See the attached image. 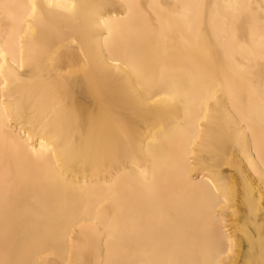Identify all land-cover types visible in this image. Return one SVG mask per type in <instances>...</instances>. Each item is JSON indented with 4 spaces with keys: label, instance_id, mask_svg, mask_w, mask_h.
<instances>
[{
    "label": "bare ground",
    "instance_id": "6f19581e",
    "mask_svg": "<svg viewBox=\"0 0 264 264\" xmlns=\"http://www.w3.org/2000/svg\"><path fill=\"white\" fill-rule=\"evenodd\" d=\"M0 264H264V0H0Z\"/></svg>",
    "mask_w": 264,
    "mask_h": 264
}]
</instances>
